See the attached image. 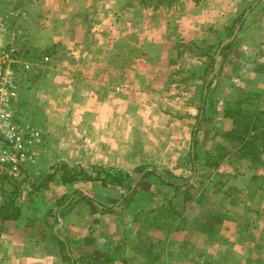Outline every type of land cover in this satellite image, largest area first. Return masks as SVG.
<instances>
[{
    "label": "rangeland",
    "instance_id": "1",
    "mask_svg": "<svg viewBox=\"0 0 264 264\" xmlns=\"http://www.w3.org/2000/svg\"><path fill=\"white\" fill-rule=\"evenodd\" d=\"M45 1L0 0L4 7L24 13L20 52L29 69L21 73L13 104L16 117L34 124L44 140L49 136L46 143L41 141L40 151L62 133L65 122L76 137L82 124L84 143L90 131L102 129L116 143L124 137L131 140L134 156L145 163L141 179L151 187L149 194L143 186L126 188L123 210L131 216L144 211L169 219L163 230L122 228L124 239L109 237L113 259L126 264H264L262 241L255 254L243 252L233 258L211 249L202 254L201 239L194 241L198 248L187 241L180 259L168 250L174 226L197 217L204 224L210 217L216 221L224 210L226 201L209 190L222 181L224 165L238 161L241 146L225 133L233 127L225 111L255 110L264 125V102L258 97L264 99V0H64L74 12L70 20L54 21L59 40L50 45L43 38L49 20ZM76 26L82 28L77 33ZM72 45L82 48L89 61L71 63ZM53 124L55 129L50 128ZM35 165L19 181L31 178L21 214L37 217L46 229L62 208L57 211L59 206L46 203L44 194L53 178L46 173L33 178ZM104 169L92 166L88 175L95 178ZM140 172L136 169L133 181L141 180ZM156 172L167 183L189 186L175 191L160 182ZM238 183L231 196L238 192ZM101 185L100 198L90 199L99 200L108 214L118 196L112 194L115 187L109 179ZM258 185L264 180L254 184ZM183 194L193 199L184 203ZM211 227L217 234L226 232L221 225ZM68 258L63 264H80L78 255Z\"/></svg>",
    "mask_w": 264,
    "mask_h": 264
},
{
    "label": "crops",
    "instance_id": "2",
    "mask_svg": "<svg viewBox=\"0 0 264 264\" xmlns=\"http://www.w3.org/2000/svg\"><path fill=\"white\" fill-rule=\"evenodd\" d=\"M82 2L85 3V0ZM44 3L45 17L49 20L46 21V27L41 28L44 27V44L50 45L59 40L54 21L58 18L70 20L69 16L74 9L68 2L67 5L63 4L64 0H46ZM23 22L24 20L19 23L21 27ZM22 29L24 30V27ZM79 29H82L81 26L73 28L76 33ZM71 47V53L75 58L70 60L71 63L82 64L89 61L82 55V48L77 49L79 46L76 45ZM258 97L264 102L263 97ZM61 127L62 133L49 141L48 148L40 151L42 143H46L49 136L45 135V140L42 137V143L36 149L37 161L32 177L34 178V175L38 173L50 174L49 176L53 179L46 187L44 194L46 203L59 206L57 211L61 207L62 213L60 211L56 218L49 220V227L45 229L44 224L40 223L37 217L26 219L21 214L25 203L24 191L30 187L28 182L31 178H26V181L20 183L24 174L18 180L1 183L0 264H63V258L77 255L80 264H106L107 261L108 264H123V261L111 260L112 254L107 240L111 236L116 240L121 237L124 239L122 234L125 231L122 228L134 231L141 227L134 222L133 216L123 210L122 205L127 198L128 188L131 189L135 185L136 188L143 186L146 188V193H150L151 186L144 183L147 179H141L146 169L143 167L145 164L143 158L134 156L130 143L132 141L126 137L122 142L116 143L113 135H110L108 131L94 130L90 131L91 135L86 137L87 142L84 143L82 124L79 137L70 132V123L65 122ZM94 127L99 129L98 123H95ZM50 128L55 129V125H50ZM263 155L260 156L263 162L260 164L242 159L233 164L229 162L224 165L225 171H221L222 175L219 177L222 181L217 183L215 188L220 192L214 194V190H209V193L226 201L222 213H226L230 219L219 218L212 221L210 217L208 223L204 224L203 219L197 217L191 223L186 222L178 230H173L174 234L171 235L172 239L168 243V250L172 252L169 253L170 255L180 259L183 255L181 252L188 242L198 248V244L194 242L196 239L202 240L200 246L202 254H205L207 249L221 251V255L230 258L241 256L243 252L255 254L256 245L260 241L264 242V185L254 186L258 181L264 180ZM96 165L106 169L120 170L123 174L129 175L130 181L134 180L131 176L136 169L141 170L139 182L135 180L125 187L114 184L112 194L118 196V201L111 207L112 212L108 214L104 213L105 210L101 204H97L99 200L90 199V197L100 198L103 192L100 181H86L81 177L72 182L61 180L66 174L64 169L89 174L88 169ZM152 168L154 167L148 166L147 169L152 171ZM156 174L160 175L159 172ZM253 178L256 181L253 182ZM236 180L239 182L237 185L239 190L236 195L231 196L232 186H235ZM172 184L177 185V183ZM10 192H15L16 195L9 198L7 194ZM212 224L221 225L226 232L219 231L217 234V228L211 227ZM209 239L222 241L214 243ZM74 260H76L75 257Z\"/></svg>",
    "mask_w": 264,
    "mask_h": 264
},
{
    "label": "built area",
    "instance_id": "3",
    "mask_svg": "<svg viewBox=\"0 0 264 264\" xmlns=\"http://www.w3.org/2000/svg\"><path fill=\"white\" fill-rule=\"evenodd\" d=\"M23 16L22 9L0 4V184L20 179L36 164V149L42 141L39 129L19 121L13 107L21 73L29 69L20 52Z\"/></svg>",
    "mask_w": 264,
    "mask_h": 264
},
{
    "label": "trees",
    "instance_id": "4",
    "mask_svg": "<svg viewBox=\"0 0 264 264\" xmlns=\"http://www.w3.org/2000/svg\"><path fill=\"white\" fill-rule=\"evenodd\" d=\"M256 98L259 99L258 97H252L250 99L254 100ZM225 113L228 115V117L232 120L233 123L232 129L226 131L225 133L229 137L241 143V146L238 149L239 151L237 152L236 159L237 160L244 159L252 162L263 163L260 158V156L264 154V141H263L264 139H261V136L264 134V129H261L264 126L262 124L263 117L260 118V116L256 114L255 110H249L244 108L234 109L231 111V113L229 111H225ZM221 157L222 156H219L218 158ZM66 174H64L61 178V180L64 182H72L81 177L86 181H100L102 184H105L106 179H109L119 187H125L126 182L130 178L129 175L123 174L120 170H113V169H104L101 171L100 174H97V177L95 178H91L88 174H86L83 171L77 173L70 172L69 174L67 175ZM100 175H103L104 178L100 179ZM156 177L159 179L160 182L168 185H172L175 191L179 190L180 188H187L189 186V185L180 186V185L167 183L162 176L157 174ZM254 181H256L255 178H253V182ZM219 192L220 191L218 189H215L213 191L214 194H218ZM192 199L193 197H190L188 199V197L183 194L184 203ZM175 214L181 215L180 211L179 212L175 211ZM215 215H219V213L216 212ZM219 218H222L224 220L230 219V217L226 213L220 214V216L217 219ZM133 220L144 229L150 228L154 230H163L165 225L168 223L169 219H164L163 216L162 217L150 216L149 214L144 213V211H138L133 215ZM179 228L180 227L176 225L174 226L173 230H178ZM110 258L111 260L113 259L112 256H110ZM107 262L105 263L108 264ZM123 264H126V262L123 261Z\"/></svg>",
    "mask_w": 264,
    "mask_h": 264
}]
</instances>
